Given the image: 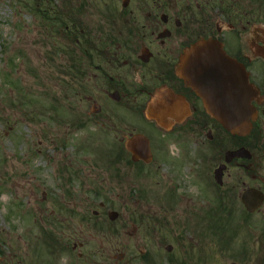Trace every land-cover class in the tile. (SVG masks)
<instances>
[{"label": "flooded vegetation", "instance_id": "flooded-vegetation-1", "mask_svg": "<svg viewBox=\"0 0 264 264\" xmlns=\"http://www.w3.org/2000/svg\"><path fill=\"white\" fill-rule=\"evenodd\" d=\"M103 2L104 5L100 0L46 3L51 35L60 34L65 40L64 47L60 46L64 52L54 64V80L62 94L72 97L78 116L84 104L86 112L83 119L58 125L64 128L59 133L63 136L59 145L66 161L63 173L51 177L53 185L43 199L51 200L55 206L53 216L57 211L64 213L54 217V228L58 218L70 221L67 225L72 235L66 242H72L77 263L97 264L92 258L96 259L101 251L87 249L88 238L83 233L89 232L98 242L106 238L111 241L118 256L115 264H127L125 253L130 251L129 243L138 231L128 232L126 227L136 217L125 209H106L130 205L134 176L146 183L145 199L150 197L151 188L154 192L153 180L158 179V195L169 215L179 209V202L191 203L188 192L194 184L201 193L198 179L205 180L209 189L222 190L233 168L244 171L250 179L249 183L243 181V192L249 187L264 191V0ZM208 40L218 41L227 56L244 66L249 82L259 92L260 99L253 100L258 116L246 138L233 137L209 116L202 97L178 73L179 60L186 50ZM74 131L86 132L90 139L84 145L75 144L72 155H80L81 160L69 158L72 156L66 151L67 143L74 140ZM137 135L144 136L145 150L148 141L150 153L134 160L126 144ZM226 137L232 141L230 149L247 147L252 159L234 158L224 169L223 183L219 185L214 174L226 160ZM87 154L92 155V160L85 157ZM91 169L94 175L102 172L106 176L98 179ZM187 170L191 185L183 177ZM226 191L222 193L225 196L233 192ZM105 193L112 198L97 200ZM111 211L118 212L117 220L108 218ZM146 213L149 218L158 217L149 210ZM249 215L264 219V202L257 211L246 213V217ZM50 233L56 238L57 232ZM246 243L249 245L238 256L243 255L246 264H251L257 253L258 264H264V228ZM180 245L183 250L178 255L184 259H169L170 264H189L193 258L190 252L197 246L189 245L186 238Z\"/></svg>", "mask_w": 264, "mask_h": 264}, {"label": "rangeland", "instance_id": "rangeland-1", "mask_svg": "<svg viewBox=\"0 0 264 264\" xmlns=\"http://www.w3.org/2000/svg\"><path fill=\"white\" fill-rule=\"evenodd\" d=\"M45 1L0 0V264H80L76 254L72 253V242L66 251L57 252L55 256L49 254L44 243L46 232H57L65 243L72 235L67 225L70 221L66 218L57 217L62 221V227L60 221L56 228L51 225L55 216H63L64 213L57 211L53 216L55 206L51 200L43 199V192L52 187L53 174L63 173L61 170L66 161L59 145L63 138L59 133L64 128L60 129L58 125L83 119L86 112L84 104L82 117L78 116L72 97L62 94L54 80L55 61L63 54L61 50L57 54L56 49L64 47L65 40L60 34L53 37L52 26L41 16L47 7ZM100 2L104 5L103 0ZM87 137L86 132H73L71 138L74 140L67 143L66 149L72 156L69 158L76 156L81 160L80 155L72 154L75 144L84 145L90 141ZM224 145L227 149L232 146L229 137H226ZM85 157L92 160L91 154ZM238 171L234 168L229 171L222 190L216 187L209 189L205 180L198 179L201 193L194 184L188 192L192 197L191 203L179 202V209L170 212L171 215L162 208L158 179L153 180L154 192L151 188L150 197L145 199L146 183L134 176V198L130 205L119 204L106 209H125L138 218L131 224L126 223V231L138 230L133 242L129 243L130 251L125 253L127 264H151L140 256L143 253L153 256L160 264H170L169 259L183 260L178 252L183 250L180 243L185 238L189 245L197 246L193 253L190 252L193 258L190 257L189 264H230L232 261L246 264L247 258L238 256V253L249 245L246 242L251 235L260 234L264 219L261 216L246 217L240 195L243 181L249 183L250 179L244 171H239L241 175ZM90 172L93 174L92 169ZM261 174L264 175V166ZM105 176L102 172L94 175L101 180ZM183 177L187 185L192 184L188 170L183 172ZM261 187L264 189V184ZM230 189L233 192L225 202L232 212L217 211L211 217L208 212L221 204L218 194L227 193L226 190ZM107 197L112 198L110 193H105L102 199L97 200ZM148 210L151 214L154 212L159 220L166 218L163 225L158 223L155 231H149L145 221V225H140V213ZM83 234L88 238L87 249L98 248L101 251L94 258L97 264L116 263L118 256L109 239L102 243L91 238L93 236L89 232ZM169 244L174 248L171 253L165 248ZM253 248L256 245L253 244ZM253 255L251 264H258L257 253Z\"/></svg>", "mask_w": 264, "mask_h": 264}, {"label": "water", "instance_id": "water-1", "mask_svg": "<svg viewBox=\"0 0 264 264\" xmlns=\"http://www.w3.org/2000/svg\"><path fill=\"white\" fill-rule=\"evenodd\" d=\"M213 40L198 42L190 47L183 56L181 72L188 85H191L198 95H201L210 116L217 119L233 136H246L252 130V121L257 118L256 108L252 101L259 92L248 82V74L237 61L230 59L221 47H216ZM144 139V138H143ZM127 148L133 152V158L148 155L149 147L145 150L142 136L127 141ZM247 148L227 151L225 159L230 163L236 157L251 158ZM225 165L215 171V179L222 184ZM241 201L248 212H254L264 202V193L261 190L248 188ZM117 212H111L110 218L117 219ZM171 251V246H167ZM236 264V263H231Z\"/></svg>", "mask_w": 264, "mask_h": 264}, {"label": "trees", "instance_id": "trees-1", "mask_svg": "<svg viewBox=\"0 0 264 264\" xmlns=\"http://www.w3.org/2000/svg\"><path fill=\"white\" fill-rule=\"evenodd\" d=\"M61 248H62V247H61ZM61 248L58 247L57 244H55L54 242L49 243V245H48V250H49L50 252H52V253H55L56 250H59V249H61Z\"/></svg>", "mask_w": 264, "mask_h": 264}]
</instances>
